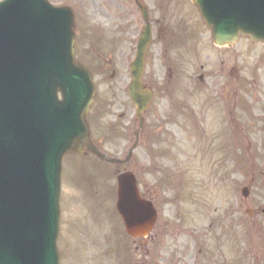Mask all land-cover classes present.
<instances>
[{"label":"rangeland","instance_id":"374dc122","mask_svg":"<svg viewBox=\"0 0 264 264\" xmlns=\"http://www.w3.org/2000/svg\"><path fill=\"white\" fill-rule=\"evenodd\" d=\"M143 1L156 24L163 20L156 8H170L168 21H177L189 11L187 1H178L175 7L177 0ZM49 2L68 5L75 13V54L94 71L96 107L101 110V118L92 124L93 136L103 152L122 159L133 144L136 125L126 88L129 64L144 26L140 14L133 0ZM168 3L173 4L168 7ZM188 18L195 24L194 12ZM160 31L164 35L166 28ZM207 38L208 34L199 37L197 45L202 47ZM156 43L152 48L155 58L149 60L146 71L148 80L152 78L153 84L161 83L166 90L157 94L153 111L158 113L148 115L139 147L125 166L137 175L142 193L152 195L149 185L158 184L156 194L161 200L187 204H157L160 216L152 232L154 239H133L125 234L114 210L115 167H101L87 154L68 157L62 171L61 264H111L104 256L116 244L123 253L113 252V264H156L161 259L160 264H264V140L260 131L264 94L258 79L248 76L249 81L244 80L252 94L236 81L247 72L260 78L264 48L246 40L233 46L232 60L226 62L227 67L231 62L233 72L231 95L222 104L213 97L216 80L205 75V82L199 83L197 76L220 68L211 50L203 55L207 66L194 59L183 66L181 50L178 61L160 59V44ZM200 65L205 66L203 73ZM168 67H173L169 82ZM243 187L249 188L247 199L241 196Z\"/></svg>","mask_w":264,"mask_h":264},{"label":"water","instance_id":"95a60500","mask_svg":"<svg viewBox=\"0 0 264 264\" xmlns=\"http://www.w3.org/2000/svg\"><path fill=\"white\" fill-rule=\"evenodd\" d=\"M16 1L11 0L9 4L14 2L16 5ZM259 3L260 0H250L253 9ZM196 4L212 28L216 42L232 43L239 34L264 42V34H260L253 25L245 26L238 22L234 23L232 31L221 29L223 18L219 21L215 14H235L242 4L241 0H217L216 3L215 0H198ZM31 8L38 16L43 14L41 9L35 6ZM50 14L58 16V21L55 20L42 34L36 35L20 24L19 47L14 45L13 49L5 48L0 43V63L3 59H9L17 64L25 57L26 74L35 75L36 70L44 79H47L44 76L49 62L55 63L48 79L53 90L76 87L79 92L91 93L86 96L84 107L76 115L73 130L67 134L64 144L56 143L45 135L36 109V85L34 88L28 86L29 91L23 94L24 105L27 106L19 118L15 108L5 109L0 114V264H43L40 260L43 255L46 264L58 263L55 239L59 220L61 159L67 152L77 151L81 145L89 147L88 130L83 116L92 100L93 85L90 76L81 72L74 64L72 13L69 9H63L50 10ZM144 18L147 20V15L144 14ZM43 25L41 23L38 28ZM48 33L52 35L51 38ZM148 40L149 30L146 27L137 57L132 64V84L129 90L141 123L140 114L151 100L150 91L140 82ZM32 55L39 59L36 65L31 59ZM44 92L49 99V85ZM46 125L47 121L44 122V126ZM70 126L71 123L67 128ZM77 142L81 144H76ZM116 209L124 221L127 233L145 236L151 229L154 211L150 204L139 198L135 180L127 172L118 176Z\"/></svg>","mask_w":264,"mask_h":264}]
</instances>
